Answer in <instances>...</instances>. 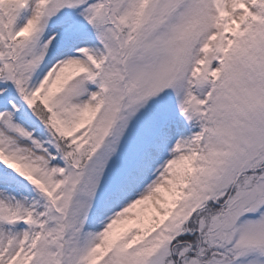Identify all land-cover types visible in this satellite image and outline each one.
Returning <instances> with one entry per match:
<instances>
[{"label":"snow or ice","instance_id":"snow-or-ice-1","mask_svg":"<svg viewBox=\"0 0 264 264\" xmlns=\"http://www.w3.org/2000/svg\"><path fill=\"white\" fill-rule=\"evenodd\" d=\"M0 264H264V0H0Z\"/></svg>","mask_w":264,"mask_h":264}]
</instances>
